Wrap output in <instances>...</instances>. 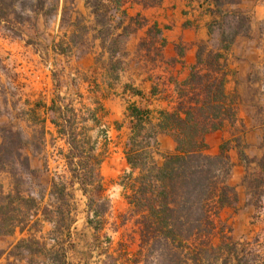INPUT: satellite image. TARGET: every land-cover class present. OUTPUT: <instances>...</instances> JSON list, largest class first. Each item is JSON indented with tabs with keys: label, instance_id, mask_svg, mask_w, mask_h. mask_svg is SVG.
<instances>
[{
	"label": "rangeland",
	"instance_id": "374dc122",
	"mask_svg": "<svg viewBox=\"0 0 264 264\" xmlns=\"http://www.w3.org/2000/svg\"><path fill=\"white\" fill-rule=\"evenodd\" d=\"M6 1L8 16L0 17V150L4 141L22 146L17 153L29 157L35 170L29 173L22 165L23 158L15 156L22 189L25 195L41 201V211L31 226L0 236V249L5 252L0 264H51L61 247L67 249L72 264H132L140 241L136 218L125 196L128 192L121 185L122 177L130 171L124 156L128 139L114 146L103 144L108 124L102 110L92 103L87 105L80 96L81 81L75 70V63L92 50L97 37L112 44L121 18L114 10L108 11L104 19L108 36L103 39L97 19L103 20L104 10L99 16L95 14L96 0ZM83 1L94 15L83 13ZM226 10L240 11L244 17H226L227 26L239 31L230 55L234 74L227 86L229 92L238 94V118L223 130L209 133L207 142L210 152L217 154L225 140L235 147L240 137L249 157L241 159L238 148L231 151L235 167L230 183L236 187L239 202L222 212L234 229V237L242 239L264 229V210L257 220L253 197L258 161L264 157V0H235ZM219 41L220 31L215 28L209 42L216 47ZM59 43H63V53L55 49ZM53 99L58 105L76 109L79 127L86 128L90 140L86 148L95 145V153L104 158V190L89 188L92 210L80 184H71L73 171L66 159L70 147L51 121L55 117L49 110ZM94 109L99 114L96 119ZM96 137L100 144L94 143ZM156 159L160 163L164 160L161 155ZM6 170L0 171V184L9 192L14 178ZM53 181L58 184L55 192ZM63 182L68 186L64 195L60 191ZM46 207L58 211L48 214L56 224L44 220ZM95 213L100 215L95 217Z\"/></svg>",
	"mask_w": 264,
	"mask_h": 264
},
{
	"label": "trees",
	"instance_id": "16d2710c",
	"mask_svg": "<svg viewBox=\"0 0 264 264\" xmlns=\"http://www.w3.org/2000/svg\"><path fill=\"white\" fill-rule=\"evenodd\" d=\"M132 1L145 7L161 2ZM126 2L95 1V14L99 16L98 12L104 10L103 20L97 19L103 39L108 36L104 29L108 11L114 10L120 14L118 30L128 17L124 8ZM212 2V13L218 18L209 25V31L212 35L215 28L219 29V44L216 47L210 42L198 45L197 61L189 79L177 85L176 106L172 110L160 111L156 124L152 123L150 109L136 104L129 107L133 118L132 131L124 154L130 171L122 177L121 185L128 192L125 196L139 230V249L132 264H264V229L252 236L236 239L232 225L222 217L225 208L235 207L239 202L236 187L230 183L235 167L231 151L238 148L241 159L248 160L242 140L237 138L235 147L225 140L217 154L210 152L207 142L209 133L223 130L228 122L234 123L238 118V94L229 92L227 86L230 76L234 74L230 68V55L239 31L227 26L226 17L233 15L238 20L244 18L240 11L226 10V6L235 0ZM6 4V0H0L1 18L8 16ZM131 32V26L127 25L116 34L107 48L113 56L120 53L122 57ZM103 44L106 45L105 41ZM62 47L63 43L55 45L59 53L64 52ZM122 63L121 60L115 62L114 69L121 68ZM134 93L141 94L138 91ZM49 110L55 114L52 123L58 127L59 135L67 140L70 147L66 159L73 171L71 184H80L83 193L89 196L87 205L92 210L93 197L89 188L94 186L98 191L104 190L101 174L104 158L95 153V145L86 148L90 140L86 128L79 127V114L75 108L58 105L56 100ZM159 134L172 136L176 143L173 152L162 154V163L156 159ZM17 148L21 149L22 146L13 141H4L0 150V171H7L8 168L14 178L13 188L9 192L0 184V236L12 234L19 227L24 230L31 226L33 218L39 216L41 211V201L23 192V178L19 175L15 159V156H23L17 153ZM22 165L29 173H35L29 157L23 158ZM45 168H48L47 163ZM254 181L255 218L258 220L264 210V157L258 161ZM95 182L98 184L94 185ZM57 186L53 181L54 192ZM67 188L63 182L60 189L63 195ZM51 212L47 207L43 209L44 220L56 224V219L48 215ZM99 215L95 213V217ZM39 221L40 218L34 224ZM89 222L98 228L93 219H89ZM4 254L0 249V260ZM67 254L64 247L56 250L51 264H72Z\"/></svg>",
	"mask_w": 264,
	"mask_h": 264
},
{
	"label": "crops",
	"instance_id": "0c3cea01",
	"mask_svg": "<svg viewBox=\"0 0 264 264\" xmlns=\"http://www.w3.org/2000/svg\"><path fill=\"white\" fill-rule=\"evenodd\" d=\"M124 8L128 17L117 33L127 25L132 32L122 57L120 53L113 56L107 49L109 45L97 37L92 50L75 63L81 81L80 96L87 105L92 103L100 108L108 124L103 143L108 146L129 139L131 105L150 109L153 124L159 121L160 111L176 106L177 85L189 79L197 61L198 45L209 42V25L218 18L212 13V0H161L148 7L127 0ZM82 10L94 15L87 2H82ZM119 60L123 62L122 67L114 69L113 64ZM92 114L93 119L99 116L95 109ZM91 120L86 118L88 122ZM99 141L94 143L100 144ZM157 141L159 153L156 155L162 156L176 148L173 137L168 134H159ZM125 161L129 167L126 157Z\"/></svg>",
	"mask_w": 264,
	"mask_h": 264
}]
</instances>
